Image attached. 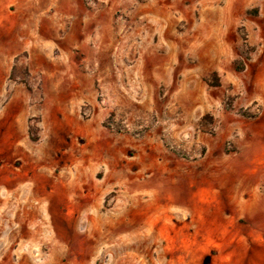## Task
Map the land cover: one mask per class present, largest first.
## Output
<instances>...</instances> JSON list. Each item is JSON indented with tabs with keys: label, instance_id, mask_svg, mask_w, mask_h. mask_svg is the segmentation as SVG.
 Wrapping results in <instances>:
<instances>
[{
	"label": "rangeland",
	"instance_id": "1",
	"mask_svg": "<svg viewBox=\"0 0 264 264\" xmlns=\"http://www.w3.org/2000/svg\"><path fill=\"white\" fill-rule=\"evenodd\" d=\"M47 1L57 2H40ZM60 2V11L29 13L51 26L50 69L72 67L95 87L96 107L77 115L96 119L97 135L67 141L76 143L72 158H91L101 192L91 203L68 202L79 198L74 192L54 193L49 203L4 194L0 264H182L174 259L186 253L164 248L150 221L181 211L171 197L182 203L209 183L258 218L229 226L224 242L234 233L236 250L212 245L191 252L189 263L264 264V169L253 171L264 164V0ZM29 55L4 65L11 82L39 80L29 74ZM38 120H30L32 145ZM16 162L2 158L0 166L8 173L25 164Z\"/></svg>",
	"mask_w": 264,
	"mask_h": 264
},
{
	"label": "crops",
	"instance_id": "2",
	"mask_svg": "<svg viewBox=\"0 0 264 264\" xmlns=\"http://www.w3.org/2000/svg\"><path fill=\"white\" fill-rule=\"evenodd\" d=\"M40 1L0 0V14L2 11L6 14L0 16V162L4 158L5 163L9 164L20 160L25 163L14 169L8 168L5 170L8 173L0 166V216L4 213L2 204L7 201L3 199L4 194L18 197L20 201L42 197L36 201L49 203L54 193H59V197L65 199L66 194L74 192L79 198L69 199L68 202L80 200L91 203L101 192L93 179L95 168L88 165L91 158L87 154L72 158L70 149H74L76 143L75 140L69 144L67 141L70 135L89 139L97 135L98 121L94 118L82 120L77 115L78 107H96L95 87L85 83L82 77L76 78L72 67L60 70L48 66L50 59L44 52V44L50 42L48 33L51 26L41 20L34 24L29 12L43 10L44 6L50 9L53 5H57L60 11L64 3L56 0L47 1L44 5ZM71 28L76 29V26L72 24ZM37 43L42 46L39 47ZM26 50H30L27 58L29 74L39 80L34 83L11 82V67L7 69L4 65H11L12 60ZM69 70L71 79H66ZM34 116L39 118L40 126H37L38 141L32 145L28 143L27 137L30 120ZM72 159L81 160L72 162ZM225 167L218 162V170H225ZM263 169L264 164H257L253 171L259 173ZM124 182L130 185L129 181ZM186 199L178 203L171 197V203L181 211L173 208L169 213H157L150 221L164 248L186 253L184 260L182 257L174 259L183 261L182 264H190L187 257L191 252L201 249L208 251L212 245L236 250L233 241L237 237L234 233L224 242L229 226L242 217L258 218V213L243 210L245 205L242 207L240 198L232 196L227 199L220 187L213 183L200 188ZM246 203L248 207L251 200ZM254 212H257V206ZM147 214L144 211L141 217L146 219ZM238 241L241 243L240 239Z\"/></svg>",
	"mask_w": 264,
	"mask_h": 264
},
{
	"label": "bare ground",
	"instance_id": "3",
	"mask_svg": "<svg viewBox=\"0 0 264 264\" xmlns=\"http://www.w3.org/2000/svg\"><path fill=\"white\" fill-rule=\"evenodd\" d=\"M178 198H179V197H178ZM41 231H42V230H40V232H41ZM40 232H39V233H40ZM81 237H82V236H81Z\"/></svg>",
	"mask_w": 264,
	"mask_h": 264
}]
</instances>
